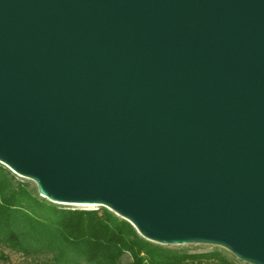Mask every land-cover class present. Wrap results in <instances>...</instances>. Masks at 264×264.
<instances>
[{"label": "water", "instance_id": "1", "mask_svg": "<svg viewBox=\"0 0 264 264\" xmlns=\"http://www.w3.org/2000/svg\"><path fill=\"white\" fill-rule=\"evenodd\" d=\"M0 163L264 264V0H0Z\"/></svg>", "mask_w": 264, "mask_h": 264}, {"label": "trees", "instance_id": "2", "mask_svg": "<svg viewBox=\"0 0 264 264\" xmlns=\"http://www.w3.org/2000/svg\"><path fill=\"white\" fill-rule=\"evenodd\" d=\"M31 264H238L219 250L191 252L142 237L106 207H63L0 163V262Z\"/></svg>", "mask_w": 264, "mask_h": 264}, {"label": "rangeland", "instance_id": "3", "mask_svg": "<svg viewBox=\"0 0 264 264\" xmlns=\"http://www.w3.org/2000/svg\"><path fill=\"white\" fill-rule=\"evenodd\" d=\"M14 175L16 176V178L19 181H23V182L29 183L30 186L32 188H34L36 190V192L39 194L37 185H36V183L34 181H32V180H30L28 178H25V177H21L20 175H18L16 173H14ZM57 204H59V203H57ZM60 205L63 206V207H72V208H79V209H98L99 207H101V206H86V205H76V204H60ZM166 246L167 247H172V248H175V249H187V250H189L191 252H202V251H211V250L219 249V250H221L224 253V255L226 257H228V259H231L233 261H236L237 260L238 261L237 262L238 264H251V263H248V262H245V261L240 260L232 252H230L228 249H226L224 247H221V246L208 245V244H184V245H166ZM7 253L9 254L10 259H11L10 264H31L28 260H26L19 253H14V252H11L9 250H7ZM0 264H2V263L0 262Z\"/></svg>", "mask_w": 264, "mask_h": 264}]
</instances>
